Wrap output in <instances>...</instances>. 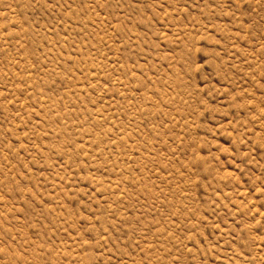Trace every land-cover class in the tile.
<instances>
[{
  "label": "rangeland",
  "instance_id": "374dc122",
  "mask_svg": "<svg viewBox=\"0 0 264 264\" xmlns=\"http://www.w3.org/2000/svg\"><path fill=\"white\" fill-rule=\"evenodd\" d=\"M0 264H264V0H0Z\"/></svg>",
  "mask_w": 264,
  "mask_h": 264
}]
</instances>
